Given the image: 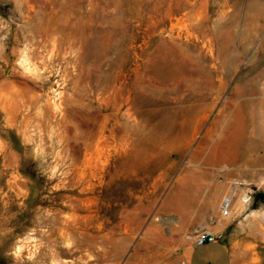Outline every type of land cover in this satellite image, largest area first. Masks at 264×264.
<instances>
[{"label":"rangeland","instance_id":"1","mask_svg":"<svg viewBox=\"0 0 264 264\" xmlns=\"http://www.w3.org/2000/svg\"><path fill=\"white\" fill-rule=\"evenodd\" d=\"M0 83V264L72 260L49 221L71 194L130 232L117 264L156 214L151 264H188L209 227L232 264H264V146L204 165L231 121L264 144V0H0ZM203 166L198 204L162 210Z\"/></svg>","mask_w":264,"mask_h":264},{"label":"bare ground","instance_id":"2","mask_svg":"<svg viewBox=\"0 0 264 264\" xmlns=\"http://www.w3.org/2000/svg\"><path fill=\"white\" fill-rule=\"evenodd\" d=\"M23 63L28 64V60L23 61ZM263 105H264V101H263ZM170 122L171 121H169V123ZM244 132L245 130L243 127L239 128L237 131L236 130L233 131L232 121L228 123L227 127L224 129L223 138L222 137L219 138V143L227 142L228 144H230V148L216 149L214 154L208 157L206 161L209 162L215 161L223 164L224 161L223 158H225L226 162L238 163L243 158L242 155L243 152L240 151L239 145L242 146L243 144H248L249 148H251V153L252 152L254 153L257 149H260L262 146L261 142H256L251 139H248L247 143L245 142L246 140H245ZM160 133L159 135H161ZM169 133L168 135L171 134ZM203 188H204V183H201L199 186L195 188V191L200 192L201 190H203ZM190 189L189 187H187L186 189L181 190L180 193L178 192L176 196L173 195L174 197L169 198L165 202V204L162 205L163 206L162 210L166 212H174L181 214L183 213L181 212L182 209L185 210L186 208H190L192 205L191 197H190L192 195H189ZM83 196L72 195V194L65 196L64 198H66L68 202L72 204V205L69 204V208L72 211V213L63 214V211L59 210L58 212L53 213L49 218V221L53 225L51 226L56 227L54 228L55 229L54 232H56L57 234L56 242L60 240L66 242V247H67L66 251L71 257H73L72 260L66 263L53 262V264H117L119 260L122 258L123 253L125 252L127 242L131 240V234L128 230H124L125 228L122 229V224L117 220H112V222L104 221L98 223L97 221L101 217L97 218V215L92 214L93 208L97 206L95 203V198H84ZM73 203H76L80 206L73 205ZM153 219L156 220L153 221L151 226H149L146 229L145 233L142 235L141 240L136 245L133 254L129 257L126 264H151V260L149 259V257L140 256L139 252L141 250H144L143 247L147 246L148 244L151 243L158 244V242L161 241L163 242L164 238L161 236V228L160 226H158V224L164 225V224H168L169 222L168 219L164 220L160 218L157 214L154 215ZM155 236L159 239V241L158 239L155 240L153 238ZM39 252L40 255H42V251H40V249ZM64 254L66 255V253Z\"/></svg>","mask_w":264,"mask_h":264},{"label":"crops","instance_id":"3","mask_svg":"<svg viewBox=\"0 0 264 264\" xmlns=\"http://www.w3.org/2000/svg\"><path fill=\"white\" fill-rule=\"evenodd\" d=\"M245 140H246L245 142L247 143L248 138H246V136H245ZM262 146H264V144ZM239 148H240V151L243 152V154H242L243 158L241 159V161L238 163L227 162V164L237 165L240 163H247V165L248 164L250 165L249 158L251 156V148H249L248 144H243L242 146L239 145ZM204 165L211 166L214 164L209 162V161H205ZM194 175H195L194 177L197 180L195 182V184L192 186H185L182 188V190L186 189L187 187H189V189L191 188L189 195H192V196H190L192 205L190 208H186L183 211V213L185 211H187V209L189 210L198 204L197 199L199 198V194L202 190L200 192H196L195 188L197 186H199L201 183H204V188L207 187L205 182L209 178V176H208L207 172L205 171L204 166L198 172H194ZM200 181H201V183H200ZM208 186H210V185H208ZM201 206L203 207L204 205H201ZM209 229L214 231V233L217 236V241L215 243L206 244L203 246H197L195 243H193L191 248H190V251L187 255L188 264H232L231 251H230L228 245L225 243V241L223 239H221L220 234L217 230V227H209Z\"/></svg>","mask_w":264,"mask_h":264},{"label":"built area","instance_id":"4","mask_svg":"<svg viewBox=\"0 0 264 264\" xmlns=\"http://www.w3.org/2000/svg\"><path fill=\"white\" fill-rule=\"evenodd\" d=\"M239 189L240 185L234 184L230 194L222 199L219 205V215L222 219H227L231 215ZM211 222L214 224V219H211ZM216 241L217 236L211 229L201 231L195 238V244L197 246L215 243Z\"/></svg>","mask_w":264,"mask_h":264}]
</instances>
